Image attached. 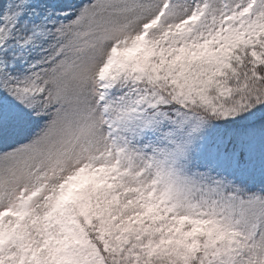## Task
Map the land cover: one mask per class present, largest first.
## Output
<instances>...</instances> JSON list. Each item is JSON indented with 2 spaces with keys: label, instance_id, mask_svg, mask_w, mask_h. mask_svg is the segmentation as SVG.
<instances>
[{
  "label": "snow or ice",
  "instance_id": "obj_1",
  "mask_svg": "<svg viewBox=\"0 0 264 264\" xmlns=\"http://www.w3.org/2000/svg\"><path fill=\"white\" fill-rule=\"evenodd\" d=\"M0 264H264V0H0Z\"/></svg>",
  "mask_w": 264,
  "mask_h": 264
}]
</instances>
